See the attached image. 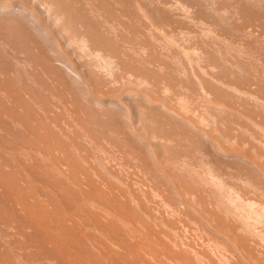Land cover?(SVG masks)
<instances>
[{
	"label": "bare ground",
	"instance_id": "bare-ground-1",
	"mask_svg": "<svg viewBox=\"0 0 264 264\" xmlns=\"http://www.w3.org/2000/svg\"><path fill=\"white\" fill-rule=\"evenodd\" d=\"M0 264H264V0H0Z\"/></svg>",
	"mask_w": 264,
	"mask_h": 264
}]
</instances>
